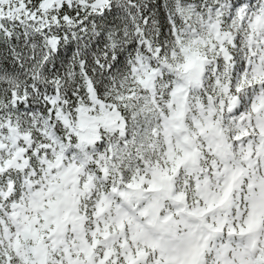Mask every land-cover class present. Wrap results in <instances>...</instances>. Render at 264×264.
<instances>
[{
	"label": "snow or ice",
	"instance_id": "snow-or-ice-1",
	"mask_svg": "<svg viewBox=\"0 0 264 264\" xmlns=\"http://www.w3.org/2000/svg\"><path fill=\"white\" fill-rule=\"evenodd\" d=\"M0 264H264V0H0Z\"/></svg>",
	"mask_w": 264,
	"mask_h": 264
}]
</instances>
